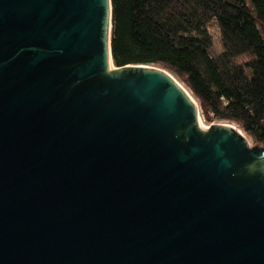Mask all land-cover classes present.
<instances>
[{"label":"water","instance_id":"obj_1","mask_svg":"<svg viewBox=\"0 0 264 264\" xmlns=\"http://www.w3.org/2000/svg\"><path fill=\"white\" fill-rule=\"evenodd\" d=\"M112 31V0H0V264H264V146L110 70Z\"/></svg>","mask_w":264,"mask_h":264},{"label":"trees","instance_id":"obj_2","mask_svg":"<svg viewBox=\"0 0 264 264\" xmlns=\"http://www.w3.org/2000/svg\"><path fill=\"white\" fill-rule=\"evenodd\" d=\"M115 66H159L208 124L237 125L264 146V0H112ZM216 24L221 52L214 50Z\"/></svg>","mask_w":264,"mask_h":264},{"label":"rangeland","instance_id":"obj_3","mask_svg":"<svg viewBox=\"0 0 264 264\" xmlns=\"http://www.w3.org/2000/svg\"><path fill=\"white\" fill-rule=\"evenodd\" d=\"M209 30H210V33L212 34V36H213V39H214V50L216 51V52H221V49H222V42H221V34H220V31H219V29H218V27H217V25L216 24H212V25H210V28H209ZM177 79V78H176ZM178 80V79H177ZM179 81V80H178ZM181 83V82H180ZM182 84V83H181ZM183 85V84H182ZM184 86V85H183ZM198 103V102H197ZM201 121H202V125H203V127L204 128H209L211 125H213V124H208V123H206L205 121H204V119L201 117ZM215 123H217V122H215ZM251 145L252 146H256L252 141H251Z\"/></svg>","mask_w":264,"mask_h":264},{"label":"bare ground","instance_id":"obj_4","mask_svg":"<svg viewBox=\"0 0 264 264\" xmlns=\"http://www.w3.org/2000/svg\"><path fill=\"white\" fill-rule=\"evenodd\" d=\"M115 69V65L113 64V63H111L110 64V70H114ZM174 78L176 79V77L174 76ZM177 80V79H176ZM178 81V80H177ZM179 83H180V81H178ZM180 85L182 86V88L188 93V95L192 98V100L194 101V102H196L197 103V100L194 98V96L192 95V93L185 87V86H183L181 83H180ZM233 126L234 127H236L237 128V130L238 131H240L242 134H243V131L241 130V128L240 127H238L237 125H235V124H233ZM200 127L202 128V129H204L205 131L206 130H208V128H204L203 127V125H202V121H201V117H200ZM244 135V134H243ZM245 136V135H244ZM249 141V140H248ZM249 143H250V141H249ZM251 144V143H250Z\"/></svg>","mask_w":264,"mask_h":264}]
</instances>
